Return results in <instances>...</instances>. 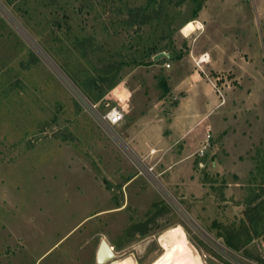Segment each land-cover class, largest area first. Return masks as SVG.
<instances>
[{"label": "rangeland", "instance_id": "1", "mask_svg": "<svg viewBox=\"0 0 264 264\" xmlns=\"http://www.w3.org/2000/svg\"><path fill=\"white\" fill-rule=\"evenodd\" d=\"M205 2L0 0V264H96L102 239L119 264H153L177 228L200 260L184 250L173 264H264V0L211 2L251 51L240 30L219 37L243 64L218 81L230 97L204 147L132 145L156 99L164 113L178 102L159 97L151 65L187 48L180 31ZM124 89L141 102L119 104ZM103 99L127 112L119 125Z\"/></svg>", "mask_w": 264, "mask_h": 264}, {"label": "crops", "instance_id": "2", "mask_svg": "<svg viewBox=\"0 0 264 264\" xmlns=\"http://www.w3.org/2000/svg\"><path fill=\"white\" fill-rule=\"evenodd\" d=\"M212 1L206 0L198 16L194 19L197 26L195 32L186 37L180 31L181 39L188 43L187 48L177 51L165 50L166 53L172 55V58L166 59L162 64L151 65V67H159L164 71V75L159 78V82L162 81L160 86L163 88V93L159 97H176L178 102L171 108L166 106L168 111L164 113L160 104L166 103V101L156 99V102L148 108L146 113L136 119L129 127L131 135L140 133V140L137 137L135 138L136 143L131 141L133 148L137 150L170 149L177 143L182 144L186 150H191L194 147L201 148L205 142L208 126L211 123L214 124L216 118H220L224 105L220 97L230 96L223 94L224 89L227 91V88L225 87L222 92L218 81L225 77L224 72L237 70L238 67L234 64L235 62L239 63L240 60L235 55L237 52L220 48L219 37L224 35L229 39L232 33L240 30L243 36L241 33L240 37L236 35L238 39L234 41L240 44L244 53L251 51V42L247 43L246 30L242 31L239 21H236L238 25L236 27L233 25L230 27L229 22H226L223 23L226 24V28H220L221 21L217 20L215 13L211 10ZM222 4L224 7L226 6L225 3ZM240 38L243 40H239ZM228 39H225L224 42L230 46L231 41ZM166 64H170V68L166 69ZM241 64L243 63L241 62ZM156 76L158 75L156 74ZM225 79V83H229V79L227 77ZM213 82L217 84L222 95L218 93ZM125 91L126 93H121L120 97L117 96L121 99L119 104L125 105L132 101L141 102L139 94L129 89ZM163 99L167 100V98ZM126 114L127 112H125V116ZM138 129L141 130L138 131ZM197 139H199V143L196 142Z\"/></svg>", "mask_w": 264, "mask_h": 264}, {"label": "bare ground", "instance_id": "3", "mask_svg": "<svg viewBox=\"0 0 264 264\" xmlns=\"http://www.w3.org/2000/svg\"><path fill=\"white\" fill-rule=\"evenodd\" d=\"M197 26L195 22L190 21L186 23L181 32L184 36L189 37L193 32H195ZM204 59V58H203ZM155 153V151H152ZM163 252L162 255L153 264H173L179 260V253L188 250L192 255L194 254L195 259L200 260L199 253L194 248V246L187 240L183 230L177 228L168 234H165L162 238ZM114 260V261H113ZM109 261L110 264H119L115 259ZM124 261V260H123ZM124 264H133L131 259H126ZM113 262V263H112ZM106 263V264H109Z\"/></svg>", "mask_w": 264, "mask_h": 264}, {"label": "water", "instance_id": "4", "mask_svg": "<svg viewBox=\"0 0 264 264\" xmlns=\"http://www.w3.org/2000/svg\"><path fill=\"white\" fill-rule=\"evenodd\" d=\"M171 58L172 55L166 52H161L155 55L154 60L158 61L161 59H171ZM116 257L117 254L114 251V248L110 245V243L106 239H102L96 254V264H106L109 261L116 259ZM207 261L209 264H221L219 261L211 257H209Z\"/></svg>", "mask_w": 264, "mask_h": 264}, {"label": "built area", "instance_id": "5", "mask_svg": "<svg viewBox=\"0 0 264 264\" xmlns=\"http://www.w3.org/2000/svg\"><path fill=\"white\" fill-rule=\"evenodd\" d=\"M165 67L166 68H170V64H166ZM213 85L218 90V93L221 94V91L219 90L217 84H215L213 82ZM115 98H117V97L115 96ZM117 100L119 102L121 99L118 98ZM100 105H104L106 108H108V110L106 111V113H104L102 115V120L108 126H112V127L117 126V125H119L124 120V118H125V110L123 108L122 109H119L118 107H115V108L109 109L111 107V104L109 103L108 99L101 100L94 107L96 108L97 106L99 107Z\"/></svg>", "mask_w": 264, "mask_h": 264}, {"label": "trees", "instance_id": "6", "mask_svg": "<svg viewBox=\"0 0 264 264\" xmlns=\"http://www.w3.org/2000/svg\"><path fill=\"white\" fill-rule=\"evenodd\" d=\"M200 8H201V5H200ZM137 11H138V14H140V13L143 11V9H137ZM142 14H143V13H142ZM132 15H133V14H132ZM132 17H133V16H132ZM145 17L147 18V15H145ZM144 23H145V22H141V24H144ZM162 50H163V49H162ZM162 50H161V51H162ZM151 52L154 53L153 55H155L156 53H158V52L155 51V49L152 50ZM153 55H152V56H153ZM161 60H166V59H161ZM161 60L155 61V62H153V63H160ZM229 245L233 247V245H232L231 243H229Z\"/></svg>", "mask_w": 264, "mask_h": 264}]
</instances>
